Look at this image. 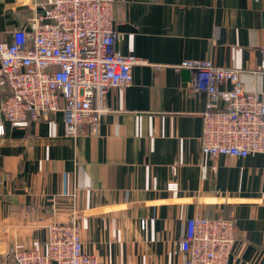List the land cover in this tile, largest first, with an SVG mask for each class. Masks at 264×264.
Returning <instances> with one entry per match:
<instances>
[{"label":"crops","instance_id":"1","mask_svg":"<svg viewBox=\"0 0 264 264\" xmlns=\"http://www.w3.org/2000/svg\"><path fill=\"white\" fill-rule=\"evenodd\" d=\"M41 1L0 0V40ZM113 16L117 47L144 63L107 90L97 131L65 136L60 111L26 127L1 120L0 264H12L15 244L41 247L45 224L70 215L98 264H181L176 242L195 214L236 219L227 264H264V152L202 154L205 96L172 67L186 58L235 67L264 98V0H114Z\"/></svg>","mask_w":264,"mask_h":264},{"label":"built area","instance_id":"2","mask_svg":"<svg viewBox=\"0 0 264 264\" xmlns=\"http://www.w3.org/2000/svg\"><path fill=\"white\" fill-rule=\"evenodd\" d=\"M113 1L42 0L40 11L14 29L10 41L0 40V86L7 91L0 99V134L1 120L26 127L56 111L62 113L65 136L97 131L107 90L129 85L133 66L144 63L117 47L122 35L114 29ZM172 67L188 70L190 88L205 96L202 154L264 152V98L244 89L237 68L208 58H186ZM256 70L264 73V48ZM166 188L176 190L177 183L169 181ZM235 228L233 216H190L175 247L184 256L181 264H227ZM11 259L12 264H98L95 254L83 250L75 215L48 221L41 247L13 245Z\"/></svg>","mask_w":264,"mask_h":264}]
</instances>
